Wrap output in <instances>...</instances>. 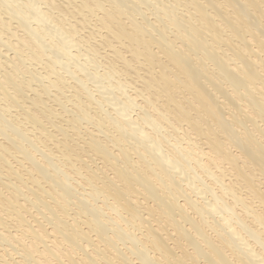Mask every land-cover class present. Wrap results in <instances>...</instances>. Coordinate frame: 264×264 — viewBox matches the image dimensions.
<instances>
[{
  "label": "bare ground",
  "instance_id": "obj_1",
  "mask_svg": "<svg viewBox=\"0 0 264 264\" xmlns=\"http://www.w3.org/2000/svg\"><path fill=\"white\" fill-rule=\"evenodd\" d=\"M0 264H264V0H0Z\"/></svg>",
  "mask_w": 264,
  "mask_h": 264
},
{
  "label": "rangeland",
  "instance_id": "obj_2",
  "mask_svg": "<svg viewBox=\"0 0 264 264\" xmlns=\"http://www.w3.org/2000/svg\"><path fill=\"white\" fill-rule=\"evenodd\" d=\"M20 2H21V0H20ZM44 6H45V5H42V8H43ZM150 11H151V10H150ZM152 12H153V11H152ZM148 13H149V16H150V15L152 16V17L150 16L151 18H153V16H155V15H154V12H153V14H150V12H148ZM155 13H156V11H155ZM37 25H38V24H36L35 27H36ZM73 50H75L74 53L82 52V53L85 54V50H83V49H82V50H77L76 48H75V49L73 48ZM82 53H80V56H82L81 58L84 59L85 56L81 55ZM91 55H93V54H91ZM91 65H92V64H91ZM101 69H102V70H101ZM103 69H104V70H103ZM99 70H100V73H103V72L106 71V68H105V67H104V68L102 67V68H99ZM101 71H102V72H101ZM65 75H67V73H65ZM118 76H119V75H118ZM120 78H121V77H120ZM114 79H115L114 81H116V80L118 81V78H117V79L114 78ZM124 80H126V79H124ZM105 81H106V80H105ZM106 82H108V81H106ZM118 82H119V81H118ZM114 83H115V82H114ZM90 85H91V86H90ZM89 87H90L89 90H90V91L92 90L91 92L89 91L90 93H92V95H94L95 97H96L97 95L100 96L99 92L97 93V91H98L97 88H95V86H93V84L90 83V84H89ZM91 88H92V89H91ZM93 88H95V89H93ZM112 89H113V88H112ZM128 89H129V88H128ZM129 90H130V89H129ZM131 90H132V89H131ZM93 91H95V92L93 93ZM114 91H116V89H115ZM117 91H118V93H121V91H119V90H117ZM132 91H133V90H132ZM99 96H97V97H99ZM121 96L124 97L123 94H121ZM97 97H96V98H97ZM112 107H113V106H111V104H110V105L108 104V106H107L106 103L103 104V108H105L106 111H107V110H108V111L110 110L109 112L112 111L111 113H114V107H113V108H112ZM107 108H108V109H107ZM105 109H103V110H105ZM136 109L139 111L140 108L138 109V108L136 107ZM141 110H142V109H140V111H141ZM138 111H136V112L134 111L133 114L137 113ZM104 113H106V112H104ZM114 114H115V113H114ZM163 130H165V129H163ZM165 132H166V131H165ZM167 143H168V142H167ZM228 178H229V177H228ZM197 180L199 181V179H197ZM198 181H196V183H197ZM198 183H200V181H199ZM198 183H197V184H198ZM242 189H243V188H242ZM240 192H242L243 197H244V195L247 196V195H246V194H247L246 190H242V191L240 190ZM209 194H210V193H209ZM210 195H211V194H210ZM211 197H212V196H211ZM226 197H227V196H226ZM229 199H232V196H231V198H230V196H229ZM237 207H240V209H241V206H237ZM218 215L220 216V214H218ZM218 215H216V216H218Z\"/></svg>",
  "mask_w": 264,
  "mask_h": 264
}]
</instances>
